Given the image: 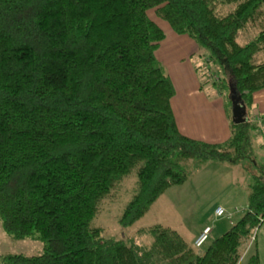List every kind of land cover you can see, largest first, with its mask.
I'll use <instances>...</instances> for the list:
<instances>
[{"label":"trees","instance_id":"1","mask_svg":"<svg viewBox=\"0 0 264 264\" xmlns=\"http://www.w3.org/2000/svg\"><path fill=\"white\" fill-rule=\"evenodd\" d=\"M151 8L206 51L209 65L195 69L202 85L215 77L230 120L226 141L178 130L174 86L155 55L165 33ZM263 17L264 0H0V219L13 238L37 233L43 243L40 254L8 255V263L238 264L248 253L244 264H259L264 165L252 175L244 213L201 253L155 225L140 254L104 239L92 222L101 199L131 172L137 185L119 217L123 227L185 181L187 160L245 166L261 134L250 111L264 88ZM254 24L256 35L240 44ZM230 82L246 112L240 123Z\"/></svg>","mask_w":264,"mask_h":264},{"label":"rangeland","instance_id":"2","mask_svg":"<svg viewBox=\"0 0 264 264\" xmlns=\"http://www.w3.org/2000/svg\"><path fill=\"white\" fill-rule=\"evenodd\" d=\"M147 14L168 38L175 34L190 40V44L194 46L193 51H195L191 50L189 56L193 64L209 65L206 51L200 49L189 35L176 33L167 20L155 13V8L148 9ZM262 21L264 22V17L260 23ZM253 26L250 25L241 32L237 39L240 44L246 43L256 35L259 27ZM156 54L158 59L159 54ZM209 69L210 72H213L212 65ZM220 71L217 73L218 77L225 74V71L223 74H221L222 70ZM206 77L209 82L203 84L204 88L207 93L216 94L217 91L213 87L215 77L208 74ZM252 142L249 155L242 161L245 166L228 167V165H221L216 161L187 160L183 164L187 172L185 181L167 188L143 216L132 225L123 227L118 220L137 185L135 172L127 174L101 199L92 225L102 229L104 239L131 245L140 254L150 246L153 240L149 231L152 226L162 225L174 229L189 243L203 225L214 226L209 239L203 246L197 247V251L201 253L213 239L226 231L247 208L248 185L252 175H259L263 170L262 165H264V138L259 134L253 136ZM217 207L224 209L222 216L215 215ZM42 248L43 243L37 233L22 239H15L3 229L0 219V264H9L6 258L8 255L40 254ZM247 254L244 253L241 256L238 264L245 263Z\"/></svg>","mask_w":264,"mask_h":264},{"label":"crops","instance_id":"3","mask_svg":"<svg viewBox=\"0 0 264 264\" xmlns=\"http://www.w3.org/2000/svg\"><path fill=\"white\" fill-rule=\"evenodd\" d=\"M191 50L195 52L189 39L175 34L168 38L165 34L155 52L156 57V53L159 54L158 61L165 67L174 86L175 92L171 98V107L175 123L178 130L187 137L207 143H222L231 134L230 120L223 98L218 92L214 95L207 93L196 72V65L189 57ZM250 115L258 122L260 135L264 138V88L253 94V107ZM219 163L228 165V167L236 166L224 162ZM200 230L190 240L191 244ZM213 230L214 226L211 233ZM255 241L259 264H264V223L256 229Z\"/></svg>","mask_w":264,"mask_h":264},{"label":"water","instance_id":"4","mask_svg":"<svg viewBox=\"0 0 264 264\" xmlns=\"http://www.w3.org/2000/svg\"><path fill=\"white\" fill-rule=\"evenodd\" d=\"M229 85H230V97L233 105L232 108L233 121L235 123H240L244 121L246 112L245 109L238 104V98L236 96L235 87L232 85L231 82L229 83Z\"/></svg>","mask_w":264,"mask_h":264},{"label":"built area","instance_id":"5","mask_svg":"<svg viewBox=\"0 0 264 264\" xmlns=\"http://www.w3.org/2000/svg\"><path fill=\"white\" fill-rule=\"evenodd\" d=\"M223 214L224 209L222 207H217L215 210V215L222 216ZM211 230V225H205L193 240V245L195 247H201L202 245H204V243L209 239Z\"/></svg>","mask_w":264,"mask_h":264}]
</instances>
